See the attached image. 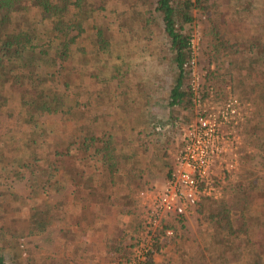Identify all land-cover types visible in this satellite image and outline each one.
Wrapping results in <instances>:
<instances>
[{"label": "trees", "instance_id": "1", "mask_svg": "<svg viewBox=\"0 0 264 264\" xmlns=\"http://www.w3.org/2000/svg\"><path fill=\"white\" fill-rule=\"evenodd\" d=\"M123 2L129 0H0V264H19L10 251L20 257L26 239L34 238L37 252L43 246L56 248L79 233L86 239V231L93 227L86 217V185H91L86 183L87 171L110 163L114 178L116 147L113 130L86 131V81L99 79L98 71L87 72L86 63L91 60L90 48L97 58L109 52L115 28L122 32L125 26L140 35L133 28L136 21L127 18L132 13L114 8ZM149 2L150 18L155 16L162 24L164 58L175 72L165 99L171 124L188 126L197 116L192 78L195 10L211 16L218 43L214 53L227 74L239 68L240 76L255 86L264 82V4L258 10L248 0L253 17L241 47L218 13L222 8L218 0ZM108 13L118 17L109 18L106 30L95 16ZM137 21L143 32L149 19ZM246 30L242 21L241 34ZM246 49L248 59L235 61V54ZM130 81L117 79L116 90L125 92ZM135 87L145 90L142 82ZM142 98L151 100L149 93ZM62 128L71 132L66 141L58 140ZM172 171L168 169L167 179ZM21 182L28 190L25 196L17 191ZM234 211L237 215L231 219L211 215L217 218L216 234L198 246L195 253L201 259H191V253L180 263L172 257L158 263L156 255L163 246L154 235L141 264H264V211L248 215V223L243 207L235 206ZM253 220H258L252 224L259 229L256 233L250 225ZM24 262L37 264L38 259L27 257Z\"/></svg>", "mask_w": 264, "mask_h": 264}, {"label": "rangeland", "instance_id": "2", "mask_svg": "<svg viewBox=\"0 0 264 264\" xmlns=\"http://www.w3.org/2000/svg\"><path fill=\"white\" fill-rule=\"evenodd\" d=\"M253 1L260 10L264 0ZM247 3L248 0H218V7L222 6L218 13L224 16L231 38L241 47L253 17L252 13L248 14L251 9ZM114 8L120 13L125 10L132 13L127 18L136 21L133 28L140 35L131 33L125 26L122 32L115 28L116 38L109 52L97 58L93 49H89L91 60L86 63V70L98 71L99 79L86 81L84 119L86 131L91 133L113 130L115 177L111 178L110 163L91 166L87 171L86 183L91 185H86L89 201L86 217L93 221V227L86 231V239L79 233L76 238L70 236L65 242H59L56 248L43 246L37 252L34 238L26 239L21 242L20 257L15 250L10 251L11 255L16 254L19 264H27L25 258L34 260L36 256L37 264H131L134 249L145 239L148 230L140 194L147 189H163L168 181V168H173L177 162L185 126L171 124L167 111L165 99L175 72L164 58L162 24L155 16L150 18L149 0L136 3L129 0L127 4L117 3ZM117 17L108 13L98 14L95 19L99 27L107 30L109 18ZM194 17L192 78L201 109L219 113L230 103L237 109L238 116L236 121L222 128L234 143L229 145L214 170L221 196L205 198L189 208L182 222L173 217L165 218L163 228L155 234L163 246V252L156 255L158 263H162L163 257H172L180 263L191 253V259H201L195 253L198 246L203 245V239L216 234L217 218H211L213 214H220L224 220L231 219L237 215L235 206L243 207L248 223V215L264 211V82L255 86L254 81L240 76L239 68H232L231 74H227V67L217 61L222 62V59L214 53L218 43L211 16L195 10ZM140 18L149 19L143 32L137 28ZM261 20L264 21V16ZM242 21L246 35L241 34ZM240 59H248V49L235 54L234 60ZM117 79H132L131 88L124 89L125 92L120 89L123 93L117 91ZM139 82L144 83V91L135 87ZM147 93L151 100L142 98ZM70 134L62 128L58 140L66 141ZM17 191L27 195L25 182L17 185ZM257 221L250 222L253 233L259 230L255 228ZM165 229H171L173 235L165 236Z\"/></svg>", "mask_w": 264, "mask_h": 264}, {"label": "built area", "instance_id": "3", "mask_svg": "<svg viewBox=\"0 0 264 264\" xmlns=\"http://www.w3.org/2000/svg\"><path fill=\"white\" fill-rule=\"evenodd\" d=\"M195 88V87H194ZM196 92L197 116L185 126L182 148L171 177L163 189L142 191L140 199L146 211L147 236L135 247L131 264H141L145 254L151 249V240L158 229L163 228L166 217L179 222L188 209L198 205L203 199H217L221 196L215 184L214 170L217 162L227 153L234 141L228 138L222 128L238 116L237 109L230 103L219 113L201 109L202 103ZM164 235H173L165 229Z\"/></svg>", "mask_w": 264, "mask_h": 264}, {"label": "crops", "instance_id": "4", "mask_svg": "<svg viewBox=\"0 0 264 264\" xmlns=\"http://www.w3.org/2000/svg\"><path fill=\"white\" fill-rule=\"evenodd\" d=\"M168 169H169V168H168ZM154 190H156V191H157L158 189H157V188H154Z\"/></svg>", "mask_w": 264, "mask_h": 264}]
</instances>
